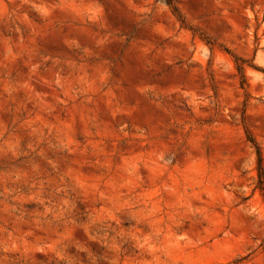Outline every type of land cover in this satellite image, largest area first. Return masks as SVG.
<instances>
[{"label":"rangeland","instance_id":"obj_1","mask_svg":"<svg viewBox=\"0 0 264 264\" xmlns=\"http://www.w3.org/2000/svg\"><path fill=\"white\" fill-rule=\"evenodd\" d=\"M0 264H264V0H0Z\"/></svg>","mask_w":264,"mask_h":264}]
</instances>
